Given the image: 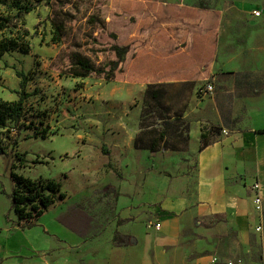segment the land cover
<instances>
[{"label": "rangeland", "instance_id": "obj_1", "mask_svg": "<svg viewBox=\"0 0 264 264\" xmlns=\"http://www.w3.org/2000/svg\"><path fill=\"white\" fill-rule=\"evenodd\" d=\"M59 1L53 0L48 6L47 0H32L37 8L26 15L25 24L31 32L30 55L10 52L2 58L0 98L15 101L22 92L34 94L25 100V116L19 128H13L18 145L13 153L0 155V227L8 219L18 218L11 208L10 196L15 185L12 170L33 180L56 179L62 184L61 192L66 198L51 206L47 214L73 203L89 214L93 233L99 234L116 219L115 208L121 198H134L153 182L161 185L165 194H191L195 189L199 149L185 144L178 121L165 140H159L156 134L147 135L154 128L163 130L161 121L154 115L143 116L147 84L132 83L126 76L135 57L144 54L150 44L146 30L137 31L129 42L131 50L118 81L61 77L53 71L52 64L59 60L63 66L73 45L79 46L83 53L101 51L100 46L94 45L111 34L98 23H89L91 14L99 13L110 22L130 23L132 11L143 9L166 27L178 46L187 52L195 47L196 58L212 51L214 60L219 58L223 68L230 53L242 60L246 54L264 50V0H63V4ZM59 11L76 18L70 19L66 38L53 43L49 17L54 19ZM255 11L261 13L260 17H256ZM2 12H7L5 7L0 8ZM114 16L119 19H113ZM98 55L94 56L98 63L107 58L101 52ZM211 84L215 82L208 74V78L196 83L190 95L184 113L190 131L198 117L194 111L191 113L193 99L209 98L211 94H206V90ZM219 106L223 108L221 102ZM211 109H216L214 104ZM229 110L230 105L224 111L226 116ZM216 126L219 125L203 122L201 129ZM36 128L48 129L50 136L45 140L29 139ZM219 138L217 134L215 139ZM15 153L24 154L26 163L21 164ZM259 257L260 253L242 256L245 264Z\"/></svg>", "mask_w": 264, "mask_h": 264}, {"label": "crops", "instance_id": "obj_2", "mask_svg": "<svg viewBox=\"0 0 264 264\" xmlns=\"http://www.w3.org/2000/svg\"><path fill=\"white\" fill-rule=\"evenodd\" d=\"M148 15L147 61L169 57L162 80L199 83L209 74L215 82L209 98L192 102L191 113L198 116L189 142L199 149L195 189L189 195H170L153 182L136 197L121 198L116 219L99 234L82 235L59 221H69L73 203L50 215L47 211L31 228L10 219L0 227V264H227L255 253L260 257L250 264H264V50L242 60L230 53L222 68L212 51L194 57L195 47L185 51L153 14ZM188 67L194 72H182ZM203 122L229 134L221 132L219 139L212 135L215 141L200 149ZM257 197L262 212L256 210ZM156 223L159 230L150 225ZM259 225L262 233L256 232ZM117 233L129 244L117 245Z\"/></svg>", "mask_w": 264, "mask_h": 264}, {"label": "trees", "instance_id": "obj_3", "mask_svg": "<svg viewBox=\"0 0 264 264\" xmlns=\"http://www.w3.org/2000/svg\"><path fill=\"white\" fill-rule=\"evenodd\" d=\"M41 1L38 0V2ZM52 1L47 0V5L51 6ZM59 2L64 3L63 0ZM1 7H5L7 12L0 14V84L3 80V56L10 52L30 55L32 51L29 42L31 32L25 27V24L26 15L34 12L37 5L32 0H0ZM132 14L133 19L130 23L121 20L110 22L99 13L91 14L89 23H98L103 30L110 32L111 37L104 35L103 41L96 42L94 46H100L101 51L94 49L95 53H83L79 50V46L73 45L72 50L65 55L66 62L64 65L61 66L58 60L51 66L53 71L58 72L61 77L77 79L105 78L109 82L121 79L120 77L124 72V63L127 62L131 50V43L129 42H131L137 31L141 29L147 31L151 27L149 15L145 10L134 9ZM75 18L74 15L63 13L62 11H59L54 19L49 17L53 29V43H60L66 38V29L71 21L70 19ZM113 19L119 18L114 16ZM105 31H103L102 35ZM98 52L107 57L103 63H98V60L94 57H99ZM148 59L147 54H138L130 65V72L126 75L132 83H147L143 116L154 115L161 121L160 126L163 130L159 132L154 128L149 130L147 135L156 134L159 140H165L170 136V130L173 129L174 122L178 121L182 127L181 133L184 135H182L185 139L184 142L188 145L191 140L190 124L184 113L188 109L190 95L194 91L196 81L190 79L179 83L164 81L162 80V73L168 70L166 60L169 57L161 55L154 62H148ZM184 71L191 74L194 72V68L188 67L186 70H182V72ZM166 74L168 73L166 72ZM175 74L177 75V72ZM18 75L25 77L23 73H18ZM22 86L23 88L26 86L25 81H23ZM172 91H175V93ZM33 94L29 95L27 92H22L20 99L15 101L0 98V155L13 153V149L18 145L16 136H13V128H19L20 121L25 116V100L33 96ZM202 132L200 149L206 148L213 143L215 140L211 136L221 134L222 130L219 126H216L208 130L203 129ZM49 136L48 129L39 130L36 128L35 134L28 138L41 137L45 140ZM23 155L15 153V158L21 164L26 163ZM12 168H16L15 164L12 165ZM11 178L15 183L10 197L12 200L11 208L18 217L16 225H20L23 222L22 227L31 228L35 221L41 218L51 206L66 198V194L61 192L62 184L57 182L56 179L33 180L25 178L24 175H19L12 170ZM68 215L69 221H63L62 217L59 218V221L71 226L73 230L82 235L92 234V219L80 206L71 205L68 209ZM8 221L10 220L8 219ZM29 223L30 225H28ZM114 242L120 246L129 244L128 239L118 233L114 236Z\"/></svg>", "mask_w": 264, "mask_h": 264}, {"label": "built area", "instance_id": "obj_4", "mask_svg": "<svg viewBox=\"0 0 264 264\" xmlns=\"http://www.w3.org/2000/svg\"><path fill=\"white\" fill-rule=\"evenodd\" d=\"M260 12H256L255 11V15H256V17H260ZM216 91V86H215V84H211V85H209L208 87H207V90H206V94H213L214 92ZM222 134H224V135H228L229 133H228V131H222ZM255 189L256 190H258V185L257 184H255ZM255 203H256V205H257V208H256V210L257 211H260V212H262V200H261V198L260 197H257L256 198V200H255ZM28 225H30V223L28 224ZM151 226H153V228H155V229H157V230H159L160 228H161V225H160V223H156V224H150ZM256 232L257 233H262V226L261 225H259V226H257L256 227ZM0 233H1V231H0ZM227 264H245V261H244V259L243 258H236V259H231V260H229L228 262H227Z\"/></svg>", "mask_w": 264, "mask_h": 264}]
</instances>
